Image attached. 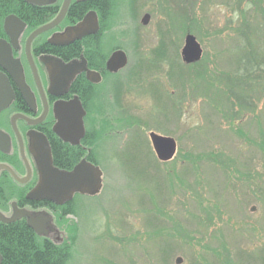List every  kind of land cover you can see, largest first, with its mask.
I'll return each mask as SVG.
<instances>
[{
  "label": "rangeland",
  "instance_id": "374dc122",
  "mask_svg": "<svg viewBox=\"0 0 264 264\" xmlns=\"http://www.w3.org/2000/svg\"><path fill=\"white\" fill-rule=\"evenodd\" d=\"M192 1L137 0L125 8L120 31L128 67L162 43L167 55L158 69L139 71L138 85L121 81L118 104L131 128L115 121L119 106L110 100L104 115L98 112L110 120L97 148L103 186L97 195L78 196L77 214L68 217L77 226L69 264H176V257L180 264H264V97L255 94L260 101L252 112L223 95L222 76L235 73L239 57L235 0ZM251 19L250 38L264 49V18ZM187 33L202 49L196 66L181 59ZM139 128L150 165L141 137L130 143ZM149 131L175 139L171 160L156 158Z\"/></svg>",
  "mask_w": 264,
  "mask_h": 264
},
{
  "label": "flooded vegetation",
  "instance_id": "af4514ba",
  "mask_svg": "<svg viewBox=\"0 0 264 264\" xmlns=\"http://www.w3.org/2000/svg\"><path fill=\"white\" fill-rule=\"evenodd\" d=\"M136 1L70 0L60 20L32 37L35 30L56 19L64 0H47L42 5L23 0L21 16L10 12L0 19V227H24L40 245L48 241L58 246L69 236L67 225L72 220L68 217L77 214L78 196L88 195L76 192L62 204L32 197L40 179L35 153L46 146L51 152L54 136L58 138L53 131L58 121L54 103L75 98L85 112L84 134L75 145L83 141L86 154L93 150L92 137L97 131L93 127L86 130L95 114L90 112L91 105L108 100L120 103L125 92L121 81L126 77L128 62L124 68L111 72L107 61L117 50H123L129 61L128 42L120 28L126 25L125 8ZM11 14L23 23L20 32L15 26L10 32L4 28L5 17ZM86 15L93 32L81 38L64 36ZM73 62L79 72L70 79L64 66ZM55 69L57 76L52 82ZM95 153L101 161L97 150ZM83 158L89 161L86 156L80 160ZM100 161L96 165L99 168ZM2 259L0 252V264Z\"/></svg>",
  "mask_w": 264,
  "mask_h": 264
},
{
  "label": "trees",
  "instance_id": "16d2710c",
  "mask_svg": "<svg viewBox=\"0 0 264 264\" xmlns=\"http://www.w3.org/2000/svg\"><path fill=\"white\" fill-rule=\"evenodd\" d=\"M23 0H0V19L3 18L7 13L13 12L19 16L22 14L23 10ZM197 2L203 3V0H193V4H197ZM233 2L235 10L240 12V16L242 19H237L236 26H232L234 28L235 33L239 37V47L233 49V52H237L238 63L236 64L234 74H224L222 79L224 82V96H226L232 104H234L238 109H246L248 111L254 112L257 108V105L260 101V96L264 97V49L258 45L254 40L250 38L251 31L253 30V20L251 19L253 16L258 15L259 13L264 18V0H235ZM235 2V3H234ZM256 11H253V10ZM253 12H256L253 14ZM38 14V13H36ZM193 12L189 11L190 24L194 23ZM232 20V19H231ZM264 23V19H262ZM260 25V24H259ZM259 31H262L260 29ZM259 35L258 33L254 34ZM246 37L245 42L242 41L243 38ZM236 54V53H235ZM165 49L163 48V43L154 48L151 51V57H141V59L131 67H127L126 69V82L130 84L138 85L141 81L140 78V70L144 69V67H151L158 69V63L160 60L163 61V58L166 57ZM159 59V60H158ZM151 61L150 63L146 61ZM199 62L188 64L190 66H196ZM170 65L173 66L172 62H169ZM172 74L171 71L168 72ZM175 85V83H174ZM176 86V85H175ZM118 89V87H116ZM114 90V87L111 88ZM129 90V88H128ZM260 94L259 97L255 96V94ZM182 99V98H181ZM180 99V101H181ZM112 105L118 107V103H113ZM93 110L95 113L93 119L90 120L93 122L92 125L86 130L93 127L97 132L94 131V135L92 137L93 146L92 151L89 153H85L82 149L83 141L79 145H69L60 141V139L54 136L53 144H52V162L53 165L62 170H70L80 161L81 156H86L89 161H91L94 165H98L99 160L96 158L95 150L99 147L100 140L103 138V132L106 130L108 123L104 117H101V114L98 112L104 113L105 105L103 103L95 102L91 105L90 112ZM90 116V114H88ZM95 116H99L102 119L100 121L99 118ZM103 116V115H102ZM115 121H123L126 127L131 128L130 120L124 116L123 112L119 114L117 118H114ZM138 127L140 123H137ZM112 126V124H111ZM114 127V126H113ZM126 129V128H125ZM103 131V132H102ZM134 131V133H132ZM130 136V143L135 142L136 139L139 140L141 137L142 148H145V157L149 160L148 164L150 165L153 161L151 156V149L149 147V143L143 139L140 128L139 130H132ZM102 137V138H101ZM134 137L136 139L134 140ZM140 141V140H139ZM134 148V147H133ZM139 149V150H140ZM264 149V147H263ZM216 160V159H215ZM220 160H218L219 162ZM155 163V162H154ZM158 165V164H156ZM102 170V167H100ZM103 171V170H102ZM161 171V170H160ZM165 173V172H164ZM76 215V214H75ZM72 223H67L68 231L70 232L69 236L63 240L61 245H54L49 243L48 241L43 242L41 245L36 243L33 239L31 233L26 230L24 227H18L12 229L10 226H2L0 227V252L3 256L1 264H69L71 259L73 258L75 241H76V226ZM226 257V255H225ZM228 264L230 261H227ZM231 264V263H230Z\"/></svg>",
  "mask_w": 264,
  "mask_h": 264
},
{
  "label": "water",
  "instance_id": "95a60500",
  "mask_svg": "<svg viewBox=\"0 0 264 264\" xmlns=\"http://www.w3.org/2000/svg\"><path fill=\"white\" fill-rule=\"evenodd\" d=\"M33 4L42 5L47 0H26ZM70 0H64L62 8L57 15L56 19L47 25H44L35 30L31 37L37 33L50 28L58 20L62 18ZM83 19L73 28L67 30L64 36L81 38L82 36L93 32L88 19ZM149 21V15L144 14L141 19L142 24L146 25ZM21 22L15 15H8L4 20V28L6 31L13 26L16 28V32L21 31ZM95 30V28H94ZM181 59L185 64H191L200 60L202 55V49L196 37L190 33H187L184 38V44L181 48ZM127 56L123 50L114 51L108 61L107 69L111 72H116L124 68L127 64ZM64 69H68L70 73V79L79 72L77 63L73 62L64 66ZM52 82L57 76L56 69L52 71ZM53 111L58 118L57 123L53 127L54 133L58 138L64 142L70 144H77L84 134L83 116L85 114L78 99H73L66 103H54ZM149 140L156 158L161 162L169 161L173 158L176 152V141L170 136L160 135L154 132H149ZM36 154L38 166L40 170V179L38 185L34 188L31 193L32 197L40 198L44 197L49 201L56 204H62L69 200L72 195L76 192L94 196L101 190L102 187V170L87 161L85 158L81 159L74 167L70 170H62L53 165L51 152L48 146L39 150ZM251 210H254L252 207ZM32 226V224H30ZM180 257L176 258V263H181Z\"/></svg>",
  "mask_w": 264,
  "mask_h": 264
},
{
  "label": "bare ground",
  "instance_id": "6f19581e",
  "mask_svg": "<svg viewBox=\"0 0 264 264\" xmlns=\"http://www.w3.org/2000/svg\"><path fill=\"white\" fill-rule=\"evenodd\" d=\"M161 34H162V32H161ZM149 132H152V131H149ZM154 132V131H153ZM155 133V132H154ZM101 169V168H100ZM254 207V206H253ZM251 209H252V207H251ZM254 209H255V207H254ZM251 211H253V210H251ZM29 224H31V223H29ZM32 228H33V225H32ZM177 258V257H176ZM182 262V261H181ZM175 263H176V259H175ZM177 264V263H176ZM180 264V263H179Z\"/></svg>",
  "mask_w": 264,
  "mask_h": 264
}]
</instances>
